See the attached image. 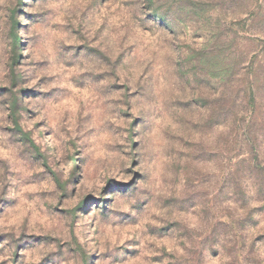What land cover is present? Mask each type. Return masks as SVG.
<instances>
[{
  "label": "rangeland",
  "instance_id": "obj_1",
  "mask_svg": "<svg viewBox=\"0 0 264 264\" xmlns=\"http://www.w3.org/2000/svg\"><path fill=\"white\" fill-rule=\"evenodd\" d=\"M153 1L0 0V264H264V0Z\"/></svg>",
  "mask_w": 264,
  "mask_h": 264
},
{
  "label": "trees",
  "instance_id": "obj_2",
  "mask_svg": "<svg viewBox=\"0 0 264 264\" xmlns=\"http://www.w3.org/2000/svg\"><path fill=\"white\" fill-rule=\"evenodd\" d=\"M154 3V1L152 0V4ZM150 10H154L156 13L158 14H161L157 9L153 8V9H150ZM164 18L168 19L170 22H171V18L170 17H167V16H163Z\"/></svg>",
  "mask_w": 264,
  "mask_h": 264
}]
</instances>
